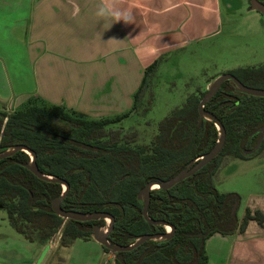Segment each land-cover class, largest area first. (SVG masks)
Here are the masks:
<instances>
[{
    "label": "trees",
    "instance_id": "1",
    "mask_svg": "<svg viewBox=\"0 0 264 264\" xmlns=\"http://www.w3.org/2000/svg\"><path fill=\"white\" fill-rule=\"evenodd\" d=\"M161 61L145 69L134 94V108L123 115L88 120L61 106L44 107L38 100L11 114L0 112V153L16 145L33 150L42 173L70 185L62 209L112 214L116 221L109 241L113 245H128L130 238L143 234H164V226H153L143 218L140 190L148 182L170 180L192 160L210 152L219 139L214 122L204 120L199 124V99L194 95L160 123L159 133L150 144H136V132L112 128L139 113L146 98L153 101L149 87ZM234 86L233 82L225 85L206 106L226 128L222 154L173 189L152 191L149 216L175 226L174 237L170 241H148L131 252L118 253L112 264H207L206 244L212 236L242 233L251 221L264 224V215L250 209L240 220L241 197L220 193L214 184L221 157H244L241 148L249 135L264 126V98L245 95L249 101L232 112L220 107L236 94ZM30 162L31 157L23 151L0 160V165H6L0 166V206L18 234L46 246L63 223L52 209V201L61 196L63 186L38 179L25 168ZM97 224L103 227L102 222L68 220L58 248H70L79 239H93L92 226Z\"/></svg>",
    "mask_w": 264,
    "mask_h": 264
},
{
    "label": "crops",
    "instance_id": "2",
    "mask_svg": "<svg viewBox=\"0 0 264 264\" xmlns=\"http://www.w3.org/2000/svg\"><path fill=\"white\" fill-rule=\"evenodd\" d=\"M157 2L155 11L162 10L164 14L175 0ZM135 8L145 13L146 0H0V112L11 114L33 100L73 113L86 110L96 119L112 118L130 110L134 106L132 97L143 79L138 63L135 79L128 63L140 59L136 27L150 25L115 23L111 12L130 10L133 14ZM155 20L152 27L145 29L152 32L149 38L153 42L145 40L144 34L143 40L160 48L158 41L168 24L165 18ZM194 22L197 23L191 16L186 17L183 25ZM182 35L186 36L184 30ZM7 42L12 45L7 46ZM141 46L150 53L143 43ZM127 53L132 57H126ZM5 60H13L11 66ZM121 70L126 74L123 88L119 87ZM130 71L133 79L129 81ZM122 90L126 93H121L120 101L118 94ZM248 167L256 166H242ZM258 197L242 204L240 220L246 209L264 215V193ZM46 246L51 251L41 264H61L59 259L50 262L53 248ZM206 251L207 264H264V224L251 221L242 233L216 234L207 241ZM62 253L68 256L64 264H108L113 260L94 240L79 239L70 248H63Z\"/></svg>",
    "mask_w": 264,
    "mask_h": 264
},
{
    "label": "rangeland",
    "instance_id": "3",
    "mask_svg": "<svg viewBox=\"0 0 264 264\" xmlns=\"http://www.w3.org/2000/svg\"><path fill=\"white\" fill-rule=\"evenodd\" d=\"M157 1L146 0L147 11L143 13L135 8L133 15L135 26L146 23L152 27L155 19L165 18L168 25H164L165 28L158 41V44L161 42V47L150 46L143 40V34L145 40L151 37L152 32L145 30L150 26L136 27L139 41L136 45H140L138 46L140 50L137 51L140 59L134 64L128 62L134 70L135 79L139 74L138 65L144 75L145 69L152 62L162 59L149 87L148 94H153V101L152 98H146L148 101L139 109V113H133L123 122L112 126V128H122L126 132L138 130L139 144H149L158 133L160 122L174 110L183 107L188 97L195 94L198 89L207 88L208 83L213 82L215 77L230 70L248 66L259 67L264 64V18L258 12L250 10L252 0H230L231 3H242V10L236 13L227 8L226 0H175L164 14L162 10L158 13L155 11ZM190 16L197 23L183 25L185 18ZM171 17L174 19L167 21ZM183 30L186 36L182 35ZM130 31L133 33L134 28ZM189 32H192L191 37ZM148 41L153 42V39L149 38ZM7 43V46L12 45ZM141 43L151 50L150 53L144 51ZM126 57L132 56L127 53ZM5 61L8 66L13 62V60ZM102 63L106 64V60ZM131 72H129V81L133 77ZM119 73L118 77H123L119 79V87L123 88L126 85L124 79L126 74L123 70ZM121 93L125 94L126 91L122 90L118 94L120 101L123 99ZM132 101L134 103V97ZM38 103L44 107L49 106L42 100ZM133 108L132 106L125 113H129ZM83 111L74 110V114L88 120L107 118L103 116L96 119L93 118L95 117L92 116L93 113ZM242 166L256 167L242 168ZM216 186L221 193H237L241 197L238 216L242 217V204L247 205L252 199L260 198L258 196L264 193V150L248 160L227 158L217 174ZM1 209L0 264H35L37 261L41 264L51 251V247L27 241L14 230L8 219V213ZM59 241L60 237L56 244L52 245L54 251L51 252L50 262L54 263L55 259H59L60 263L64 264L68 262V256L62 253L63 248H58ZM111 258L108 255V259Z\"/></svg>",
    "mask_w": 264,
    "mask_h": 264
},
{
    "label": "water",
    "instance_id": "4",
    "mask_svg": "<svg viewBox=\"0 0 264 264\" xmlns=\"http://www.w3.org/2000/svg\"><path fill=\"white\" fill-rule=\"evenodd\" d=\"M253 10L260 11L264 14V6H262L260 3L254 2L253 3ZM227 80H230L235 84L237 92H240V93H243V94L249 95V96L264 98V90L247 87V86L243 85L236 77H234L233 75H229V74H226V75H223V76L217 78L209 86L208 92L205 95L204 99L201 101L198 110H199V115H200V121L205 119L207 121L214 122L215 125L218 127L219 133H220L219 141L216 144V146L209 153L205 154L204 156H202V158L199 159V162L193 168H191V167L195 161H193L188 167H186L184 170H182L180 173H178L172 179H170L168 181H160V182L152 181V182H149L140 191L139 200H141L144 203L143 215H144L145 219L154 225L170 227L172 229V232L168 233V234H164V235H162V234H160V235H143L141 237L132 239V241H136L135 245L132 247L111 245L108 242V236L112 232L113 227H114V222H115L114 217L111 216L110 214H107V213H82V212L63 210L61 207V204H62V201L68 195V192L70 190V185L67 181H65L61 178L48 176V175H45L44 173H42L38 167V164H37V155L33 150H31L30 148H28L27 146H24V145H16V146H13L12 148L4 151L3 153H0V160L12 157L13 155H15L16 153H18L20 151L27 153L31 157V162L29 164L25 165V168H27L31 173H33L38 179H40L42 181L50 182V183H58V184L63 186V193L61 194V196L55 198L52 201V209L59 217H61L63 219V223L61 224L58 232L53 237L50 245L52 246V245L56 244V241L59 237V234L62 231V229L64 228V225L68 220H74V221H79V222H89V221H96V220H101V219L110 220V226H109L107 233L102 231L98 226H95L93 228V231H94V237L93 238H94V241H96L98 244H100L101 246L111 250L112 256H115L118 252L131 251L134 248L140 246L141 244H143L144 242H147V241H168V240H170L174 236L175 227L168 224V223L162 222V221H153L152 219H150V217L148 215L151 191L153 189H156V188L164 189V190H169V189L173 188L178 183H180L181 181H183L187 177L193 175L195 172L202 169L206 164H208L212 160H214L219 155V153L222 151V149L225 145V141H226L225 128L216 116H214L213 114H211L205 110V106L214 97V95L217 93V91L219 90L221 85ZM260 132L263 133V136H262V140H263V138H264V127L260 130ZM255 151H253V153ZM0 208H3V207L0 206Z\"/></svg>",
    "mask_w": 264,
    "mask_h": 264
},
{
    "label": "flooded vegetation",
    "instance_id": "5",
    "mask_svg": "<svg viewBox=\"0 0 264 264\" xmlns=\"http://www.w3.org/2000/svg\"><path fill=\"white\" fill-rule=\"evenodd\" d=\"M226 2L227 3H225V5L227 6V8H229L230 10H232V11H234L235 13L236 12H238V11H240V10H242V3H240V2H233V3H231V1L230 0H226ZM254 2H257V3H260L262 6H264V0H262V1H260V0H252L251 2H250V10H253V3ZM253 11H256V10H253ZM256 12H258L263 18H264V14L262 13V12H260V11H256ZM224 19H226V20H228L227 18H224ZM226 74H229V75H233L234 77H236L243 85H245V86H247V87H250V88H254V89H262V90H264V64H262L261 66H259V67H253V66H248V67H242V68H238V69H235V70H230V71H228V72H225L223 75H226ZM223 75H221V76H223ZM221 76H219V77H221ZM219 77H215L214 78V81L217 79V78H219ZM213 81V82H214ZM212 81L211 82H209L208 83V86H209V84L211 83H213ZM230 82H232V81H230V80H227V81H225L222 85H221V87L219 88V90L217 91V93L214 95V97L206 104V106L208 105V104H210L211 102H213L214 100H215V98H216V96L220 93V91L223 89V87L225 86V85H227V87L229 86V83ZM235 85V84H234ZM208 86H207V88H205V89H198L197 90V92L195 93V94H192V95H194V96H196V97H198V99H199V105H200V103H201V101L204 99V97H205V95L207 94V92H208ZM233 90H234V92L238 95H236V94H234V95H231V96H229V98H228V101H226V102H224V103H220L219 105H220V107H223V110H224V112H232L233 110H235L236 108H238V107H240L242 104H243V102L244 101H246V102H248L249 100L245 97V94H243V93H240V92H237L236 91V86H234V88H233ZM191 96V95H190ZM189 96V97H190ZM246 96H249V95H246ZM188 97V98H189ZM252 97H254V96H252ZM258 98H260V97H258ZM188 100V99H187ZM147 99L145 100V103H147ZM186 103H187V101H186ZM185 103V104H186ZM184 104V105H185ZM206 106H205V110H206ZM206 111H208V110H206ZM198 112H199V110H198ZM209 112V111H208ZM209 113H211V112H209ZM211 114H213V113H211ZM214 116H216L215 114H213ZM217 118H218V116H216ZM205 120V119H204ZM204 120H202V121H204ZM218 120L221 122V120L218 118ZM124 121V120H123ZM122 121V122H123ZM163 121V120H162ZM161 121V122H162ZM202 121H200V115H199V120H198V122H199V124L202 122ZM160 122V123H161ZM222 123V122H221ZM215 124V123H214ZM116 125H118V124H116ZM115 125V126H116ZM160 125V124H159ZM223 125V124H222ZM224 126V125H223ZM215 127H216V129H217V132H218V136H219V138H220V133H219V129H218V127L215 125ZM264 126H261V127H259V128H257L253 133H251L250 135H249V138L246 140V146L245 147H242L241 148V151H242V154H243V156L244 157H242V156H236V155H234V154H225V155H223L222 157H221V162H220V164H219V169H218V171H217V173L214 175V184H215V187H216V189H217V186H216V177H217V174H218V172L220 171V169L222 168V166H223V164H224V162H225V160L227 159V158H229V157H234V158H238V159H242V160H248V159H250V158H252V157H254V156H257L258 154H260L263 150H264V138H263V140H262V136H263V133L262 132H260V130L263 128ZM116 128V127H115ZM114 128V129H115ZM224 128H225V126H224ZM116 129H118V128H116ZM225 131H226V128H225ZM132 133H134V132H136L137 133V140H136V144H138V145H141V144H139L140 142V140H139V138H140V132L138 131V130H134V131H131ZM158 133H159V128H158ZM158 133L155 135V136H157L158 135ZM155 136H154V138H155ZM154 138L152 139V141L154 140ZM226 140H227V131H226ZM262 140V141H261ZM151 141V142H152ZM218 141H219V139H218ZM218 141H217V143H218ZM150 142V143H151ZM149 143V144H150ZM216 143V144H217ZM225 144H226V141H225ZM145 145V144H144ZM216 146V145H215ZM214 146V147H215ZM213 147V148H214ZM224 147H225V145H224ZM224 147H223V149H222V151L219 153V155L215 158V159H217L221 154H222V152H223V150H224ZM212 148V149H213ZM256 150V151H255ZM253 151H255L254 153H253ZM3 153V152H2ZM209 153V152H208ZM207 154V153H206ZM205 155V154H204ZM203 155V156H204ZM14 156V155H13ZM9 158H11V157H9ZM200 158H202V156L200 157ZM200 158H196V159H194V160H192L186 167H188L193 161H195L194 162V164L192 165V167L191 168H193L194 166H196L197 165V163L199 162V159ZM5 159H8V158H5ZM5 159H2V160H5ZM214 159V160H215ZM214 160H212L210 163H208V164H206L204 167H206V166H208L209 164H211ZM0 166H6V165H0ZM185 167V168H186ZM203 167V168H204ZM184 168V169H185ZM202 168V169H203ZM183 169V170H184ZM202 169H200L199 171H197V172H195L193 175H191V176H189V177H187L186 179H189V178H191V177H193L194 175H196L198 172H200ZM180 173V172H179ZM175 177V176H174ZM172 179V178H171ZM186 179H184V180H186ZM183 180V181H184ZM165 181H168V180H165ZM152 182V181H151ZM157 182V181H156ZM182 182V181H181ZM149 183V182H148ZM147 183V184H148ZM146 184V185H147ZM179 184V183H178ZM177 184V185H178ZM176 185V186H177ZM175 187V186H174ZM173 187V188H174ZM173 188H171V189H173ZM143 189V188H142ZM157 189H159V188H156V189H153L152 191H154V190H157ZM171 189H169V190H171ZM164 190V189H163ZM169 190H166V191H169ZM218 190V189H217ZM141 191V190H140ZM152 191H151V196H150V205H151V202H152ZM219 191V190H218ZM220 192V191H219ZM140 193V192H139ZM221 193V192H220ZM138 200H139V194H138ZM140 202H142L141 200H139ZM63 202V201H62ZM150 205H149V209H150ZM61 207H62V204H61ZM149 209H148V215H149ZM64 210V209H63ZM143 210H144V206H143V209H142V216H143V218L145 219V217H144V215H143ZM66 211V210H65ZM92 213H107V214H110V213H108V212H92ZM111 216H113L112 214H110ZM114 217V216H113ZM150 217V216H149ZM114 219H115V217H114ZM150 219H152V218H150ZM153 220V219H152ZM97 222H102V225H103V227H101L99 224H97V225H94V226H92L93 228L95 227V226H98L102 231H104V232H108V229H109V226H110V220H107V219H101V220H96ZM115 221H116V219H115ZM145 221L146 222H148L146 219H145ZM153 221H161V220H153ZM77 222H79V221H77ZM89 222H91V221H89ZM162 222H164V221H162ZM149 224H151V225H153V226H158V225H154V224H152V223H150V222H148ZM166 223V222H165ZM114 224H115V222H114ZM169 224V223H168ZM171 225V224H170ZM173 226V225H172ZM175 227V226H174ZM164 228H165V233L164 234H168V233H171L172 232V229L170 228V227H167V226H164ZM113 230H114V227H113ZM113 230H112V232H113ZM111 232V233H112ZM111 233L109 234V236H108V242L110 243V241H109V237H110V235H111ZM175 233H176V227H175V232H174V235H175ZM60 234H61V232H60ZM60 234H59V237H60ZM161 233H157V234H143V235H160ZM164 234H162V235H164ZM143 235H141V236H143ZM141 236H137V237H132V238H130L129 240H128V245H124L125 247H132V246H134L135 245V242L136 241H132V239H135V238H138V237H141ZM58 237V238H59ZM94 237V231L92 230V236H91V238H93ZM174 237V236H173ZM172 237V238H173ZM171 238V239H172ZM170 239V240H171ZM58 240V239H57ZM91 240H94V238L93 239H91ZM170 240H168V241H170ZM148 242V241H147ZM144 243H146V242H144ZM143 243V244H144ZM111 244V243H110ZM143 244H141V245H143ZM50 245V244H49ZM111 245H113V244H111ZM140 245V246H141ZM116 246H122V245H116ZM140 246H138V247H140ZM102 247V249H103V246H101ZM138 247H136V248H134L133 250H135V249H137ZM104 250V249H103ZM133 250H131V251H133ZM111 251V250H110ZM131 251H126V252H131ZM105 252V251H104ZM106 253V252H105ZM112 253V252H111ZM111 253H106V255H110V257H112V261L114 262V258H115V256L118 254V253H122V252H118L115 256H112V254ZM112 262V263H113Z\"/></svg>",
    "mask_w": 264,
    "mask_h": 264
},
{
    "label": "clouds",
    "instance_id": "6",
    "mask_svg": "<svg viewBox=\"0 0 264 264\" xmlns=\"http://www.w3.org/2000/svg\"><path fill=\"white\" fill-rule=\"evenodd\" d=\"M111 15H112V18L115 20V23L120 22V21H123L124 23H134L135 22V17L130 10H126V11L116 10V11L111 12Z\"/></svg>",
    "mask_w": 264,
    "mask_h": 264
}]
</instances>
